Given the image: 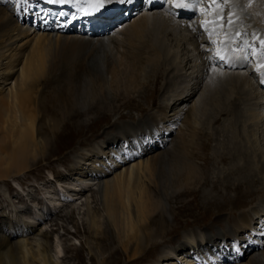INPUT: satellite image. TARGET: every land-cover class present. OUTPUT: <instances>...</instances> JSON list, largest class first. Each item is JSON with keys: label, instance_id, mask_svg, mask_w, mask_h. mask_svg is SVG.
I'll use <instances>...</instances> for the list:
<instances>
[{"label": "bare ground", "instance_id": "1", "mask_svg": "<svg viewBox=\"0 0 264 264\" xmlns=\"http://www.w3.org/2000/svg\"><path fill=\"white\" fill-rule=\"evenodd\" d=\"M187 3L188 0H186V5ZM258 3L262 5L264 0H261V2L258 0ZM26 7L18 8V13H15L16 18L13 20L10 14H8L9 12L7 13V7H3L0 4V27L3 28L0 30V98L4 102L6 109L5 112H2L4 115V126L2 130L6 133L9 141L7 143V151L3 156L4 161L0 163V170H5L0 174V181L10 179L14 176H21L29 171L31 167L37 165L38 161H41L40 158H43L42 161H45L54 153L53 145H48L47 140L39 137L34 129V118L37 113L38 102H36L37 98L32 96V84L41 76L49 78L52 75L51 72H55L56 69L59 71L61 69L70 70L73 64L78 67V72L72 76L71 84L67 90L69 109L72 115L81 118L78 121L79 125H86L91 115L105 116L111 112H117V109L121 107L128 109L131 103L133 108L135 107L136 98L140 99L149 94L147 93L148 85H153V82L157 83L161 79V76L165 72L163 71L164 67L166 66L167 70L174 62H180V58L183 57L171 53L168 46L169 41L172 42L180 35H182L183 39L187 38V40L191 36L192 38L194 36L197 38L194 43L198 44L196 30H190L195 22H193L192 15L197 10L191 6L175 8L171 0H133L131 4L125 5L114 3L108 6L109 8L106 7L100 13L92 16H75L76 11L66 4L51 3L47 9L34 8L33 10L31 8L33 14ZM52 8L56 9L59 13L57 14L56 11L54 14L50 12L49 9ZM239 8L237 7V9ZM72 11L74 12L72 13ZM260 13L258 12V14ZM127 16H134L130 21L131 23L126 24ZM246 17L250 16L246 15ZM200 22L202 23V21ZM76 23L80 24L77 29H75ZM116 26H118V29L112 31V27L114 28ZM143 35L150 36L155 46L149 47L150 45L146 44L149 45L147 49L141 51L138 47L139 42H141L140 40L143 39ZM204 37H202V40H205ZM113 39L120 42V52L111 45ZM74 49L77 51H74ZM145 54L148 56L144 58ZM190 56L193 57L191 54ZM143 61L146 62L144 63ZM239 63L241 62L239 61ZM145 65L148 68L147 70L144 68ZM216 67L218 69L217 65ZM250 68L252 69V66ZM250 68L247 69L249 70ZM207 69H204L206 70L204 77L198 83L199 88H195L196 90L194 89L195 91H193L194 97L197 95L201 83L205 80L201 92L197 95L198 100L195 99L193 103L191 102V105L188 104L190 105H187L188 108L177 107L173 110L172 116L174 119L179 118L184 112H189V121L187 123L185 122V128L181 130L183 135V145L181 148H179L176 141H170L168 144L169 139H164L167 136L165 134L170 132L167 129L163 130L161 136L158 137V135H155L152 137L151 148L154 150H156L155 148H159V151L152 155L149 154L150 156L147 157H142L138 152L125 153L127 156L120 158L119 153L115 152L116 150L105 151L106 148L102 145L104 143L100 142L101 148L93 149L92 155L88 152V158L83 163L86 166L84 170L81 168V162L77 161V157L83 155L84 149L78 148L74 151L73 157L66 160L68 164H73L74 162L77 164L71 170L74 173L71 172V174H68L67 172L66 174L68 175L53 176L55 185H58L61 190L58 191L54 187L55 191L51 192L52 187L50 185L53 184L52 180H46L47 182L42 184V193L45 199L42 198L39 200L35 208L26 204L28 206L26 210L27 215H25L26 213L22 215L21 213L23 212L18 211L17 207L15 208L11 204V213L14 214L17 223L10 220L9 216H6L3 211L0 213V264H58L56 260L57 256L53 257L50 253L52 251L51 248L57 246L58 243L56 242L57 245L54 246L51 244L52 242H48L50 234L54 229H50L49 231L38 225L53 215L54 207H62V203H68L66 204L67 209L65 210L63 208L65 214L57 216L55 220H62L69 213V219L74 225L75 220L73 214L77 207L73 205L74 202L72 203L71 200L76 198L80 199V196H83V199H85L83 204L87 205L88 224L85 233L91 240V244L88 245L86 250L88 255L91 256L93 264H140V262L145 260L147 255H150V253L155 254L156 248L161 243V240L158 239L162 238V231L153 229L150 219L152 216L149 217L148 212L154 207L158 210L162 199L164 200L166 197L165 189L167 188H171L175 196L176 194L184 197L195 195L200 199L203 210L209 212L210 216L219 214V208H226L231 200H233V204H231L233 206L230 212L238 211L245 204L259 203L260 205L262 198H264V186L260 189L258 188L264 182V150L256 142V149H252L256 151L255 153L257 155L255 154L256 156H253L252 153L251 156L253 157H250L248 152H243L246 149L245 147L242 151L236 144L234 146H231V144L236 135L234 132L236 131L238 133L235 123L242 118L241 112H239V109L242 108L239 107L244 95H249L250 98L252 95L253 97L257 96L254 100L261 101L260 106L262 105L263 109L260 111L256 108L257 110L255 109L250 112L249 120L252 123L248 121L250 122L249 126L251 125V128L252 124H256L253 127H257V131L261 127L264 130V95L262 94V89L260 92L252 83V79H249L245 73L236 71L228 72L230 69L228 71H213L208 66ZM187 75L185 76L187 77ZM108 76H111L109 84L111 86H108ZM189 86L190 84H187L184 86L185 90L183 91L182 89L184 95L190 90L191 86ZM227 86L230 89L227 90ZM131 94L133 96L136 95V98ZM256 100L253 103L254 105L258 102ZM2 104L0 103L1 107ZM205 107L210 112L207 115L209 120H207L208 122L206 121V124L202 120V117L206 116ZM137 108L139 109L140 107L138 106ZM221 118L223 120L219 124L218 122H220L219 120ZM200 120H202L201 124H205L207 127L218 123V125H222L225 129L227 128V130H224L222 127L223 131L229 134V136L224 135V137L222 134L225 133L222 131L221 136L225 139L223 141V138L221 139L222 142L219 145L221 149H213V156H209L204 151L209 149V144L213 140V136L218 133L217 128L214 130L215 127H213L209 133L203 128H199L201 125L199 124ZM241 122L243 123L244 121L241 120ZM245 123L244 126H246ZM246 124L248 125V123ZM246 128L244 132L247 136L250 132L247 133ZM65 133L66 131L62 130L59 136ZM104 134L111 138L113 144H119L121 140L125 141V136L122 131L104 132ZM241 136L244 135L242 134ZM29 138L33 139V153L31 158L27 160L28 162L21 163L23 162L20 161L23 157V154H21L23 147H20L21 142L26 143L30 140ZM55 143L57 144V141H54ZM26 145L28 147V143ZM198 147H201L203 151L198 153L196 150ZM243 154L245 155V159L241 162L237 158ZM172 156L174 158H171ZM212 158H214L212 161L213 164H210L213 167L215 166L214 164H218L221 161H230H228L229 164L225 169L226 171H224V177H222L223 175L221 176L225 182L221 181L223 183H220L219 186L215 184L212 188L213 190L209 191V193L202 194L200 185L208 182L212 173H209L210 170L208 168L196 164V160L200 159L204 163L209 164ZM55 159L54 161H56ZM2 165H6L8 168H4ZM11 165H14L13 167L18 168V170L11 171L12 167L9 168ZM50 176L52 175L50 174ZM67 180L70 183L65 184ZM69 180L75 181L76 183H72ZM14 183L16 184L15 181ZM93 184L95 186L97 185L96 190L100 198L102 212L104 213L103 220L105 228H102L101 223L98 221L96 212H93L88 206L89 202H87V199L89 198L85 192ZM218 187H221V190ZM230 192H234V194L231 195ZM113 195L117 196L119 201L118 227H114L111 222L113 220H111L110 201ZM26 196H30V194L27 193L25 194ZM248 198L250 199L247 200ZM31 202L33 203V201ZM46 202L53 205V207H49ZM39 205L41 207H38ZM256 212L257 216L255 212L253 216L250 213L243 214L244 216L240 220V224H233L234 226L237 225L235 228L237 230L236 233L243 231L246 227L252 229V226L255 224L263 226L264 229V219L262 220L263 217L261 216H264V214L258 211ZM160 213L167 223L165 205L160 208ZM18 218H21L23 221L22 226L19 225ZM144 224L148 226L144 227ZM229 228L230 226L225 229L224 236L231 239V244L234 243V240L238 241V246H233L234 244L231 245L225 242L223 245L224 249H221L220 246L215 247L217 250L212 255L206 252L207 248H205L204 243L206 242L207 246L211 242H214L213 239H221L220 235H202L197 238L195 236L183 237L176 251L169 252L175 247H170L168 252L162 250L157 255L158 259L153 264H220L221 262L219 263L218 260L223 255L225 262L221 264H264V252L259 250V244L258 246L252 247L253 245L250 244L252 240L243 242L244 237L242 236H237L235 239L236 236L232 234ZM64 230L67 231L66 228ZM75 232L78 234L79 230L77 229ZM28 233L33 235L36 249L31 245L29 239H27L26 235ZM259 235H264V232L260 231ZM79 248L67 247V249L72 250L74 253L76 264H83L82 252ZM58 249L56 250L57 254L59 253ZM95 249H97L100 255L104 254L105 257L98 261L97 255L94 252ZM234 253L235 255L233 257H228ZM59 255L61 256V253ZM63 257L67 256L63 255ZM240 261L242 262L239 263Z\"/></svg>", "mask_w": 264, "mask_h": 264}, {"label": "rangeland", "instance_id": "2", "mask_svg": "<svg viewBox=\"0 0 264 264\" xmlns=\"http://www.w3.org/2000/svg\"><path fill=\"white\" fill-rule=\"evenodd\" d=\"M0 1L4 2V3L1 2L0 4L3 7L4 6L7 7L6 8L8 10L7 13L9 12L8 14H10V16L13 20H14V18H16L15 13H18L17 9L20 7L23 8L24 6L25 7L27 6L26 9L29 10L31 14H33L32 9L33 10H34V8L47 9L50 7V4H51V3H48L47 0H45V1L44 0H27L26 3L24 2V0H19V2H18V0H0ZM259 1L261 2V0H259ZM36 2H40L41 7L40 6L38 7L39 3L36 4ZM235 3H236V5H235ZM209 4H210V0H206L203 7H205V5H209ZM241 4H242V6H241ZM260 4L261 3H258V0H256V1L251 0V6H248L249 0H233L232 4H229V5L225 6V8H224L225 13H227L230 10H234L239 16V19L237 20V28L241 33L246 34V35L241 37L240 41H242V42L238 41V44H240L238 46L245 50L244 52H240L239 55L241 57H243V54L244 55L247 54L248 55L247 59H244V58H242V60H241V58L232 59L229 61V63H224V62L220 61L219 59L213 58L212 45L209 44L208 37L205 36L204 32L201 31V27H200L201 22L200 21L205 19L206 15H211L213 12H215L214 11L215 7L209 8L206 15H202L200 11H195L192 15L193 22L194 21L195 22L193 24V27L190 28V30L191 31L196 30L195 33L198 37V41H197L198 44L194 43V41L197 40L196 37L193 36V38H192V36H191V38H189V40H187V38L183 39L182 35L176 37V39L173 40L172 42L171 41L168 42V46L170 48L171 53L177 54L178 56L180 55V57L181 56H183V57L180 58V60H179L180 62H174L173 65H171V67H168V69H167L168 71L166 70L167 67L164 65L165 67L163 66L164 67L163 71H165V72L163 73V76H161V79L158 80L157 83L153 82V85L152 84L148 85L147 93L150 94V91H151V94L153 96L151 94L150 95L147 94L146 97L143 96L140 99H138V98H136V95L133 96V94H131L134 98H136L135 99L136 100L135 101V107L132 108V103H131L130 107L128 109H123L121 107L120 109H117V112H114V113L111 112L105 116L91 115V117L88 119L89 122L86 125L85 124L79 125L78 121H80L81 118L77 117V116L75 117L74 115H72L70 112V109H69L70 105H69L68 93H67L68 91L67 90L71 84L72 76H74V74H76L78 72V67L75 64H73L72 68L70 70L61 69L59 71L56 69L55 72L54 71L51 72L52 75L49 78H47L46 76H41L36 82H34L32 84V96L37 98L36 102H38L37 113H36L35 118H34V123H35L34 129L38 133L39 137L43 138V140H47L48 145H50V144L53 145L54 153L52 155H50V157L45 161H42L43 158H40L41 161H38L37 165L31 167V169L29 171L25 172L21 176H18V177L14 176L10 179H5V180L0 181V213H2V211H3V213L6 216H9L10 220L17 223L16 222L17 219H15L14 214L11 213V204H13L15 208L17 207L18 211L23 212V213H21L23 215L27 212L26 210H27L28 206H26V204H29V206H32L35 208V206L37 205V202L39 200H41L42 198L45 199V196L42 193V191H43L42 190L43 189L42 184H44L48 180H52V183L54 184V185L53 184L50 185V187H52L51 192L55 191L54 187H56V189L58 191L61 190L60 187H58V185H55V180L53 179V176L57 177V175L58 176L62 175V174L68 175V174H71V172L74 173V171H71V170H72V168L76 167L77 164L75 162L73 164H68L66 160H68L69 158H72L74 151H76L78 148L84 149L83 155H80L77 157V161L81 162V168L83 170L86 169V166L83 165V163L88 158L87 155L89 153H90V155H92L93 149L96 150L97 148L98 149L101 148L102 146H101L100 142H103L105 144V145L102 144L103 146H105L104 148H106L105 151H115L116 150L115 152L119 153L120 158H125L127 156L125 153H138V152L140 155H142V157H147V156H150V155L159 151L158 150L159 148H155L156 150L151 148L152 137H154L155 135L156 136L158 135V137L161 136L162 135L161 133H163V130L167 129L170 132L167 131L169 133L165 134L167 136H165L164 139H169L168 144L170 141L171 142L176 141L179 145V148H181L183 145V141H182L183 135L181 133V130H183L185 128L184 126L189 121V112H184V113H182V115L179 118L174 119V117L172 116L173 110L176 109L177 107L188 108L187 105L188 104L191 105L193 103V101L195 99H197V95L201 92V90H202L201 88H203L205 80H203V82L201 83L200 89L198 90L197 95L194 97H193V95H194L193 91L196 90L195 88H197V89L199 88L198 83L202 81L204 74L206 72V70H204V69H207V66L210 69L215 68L216 71H228L230 69L228 72H235L236 71V72L245 73V75H247V77H249V79H252V83L254 84V86L257 87V89L259 91L262 89L261 91H262V94L264 95V67L259 66L261 63H264V60H262L259 55L256 56V59L251 56V48L252 47L256 48L257 53H259V51H260L259 45L254 38H257L258 35H260L261 37H264V20H263V18H264V6H263L264 3L262 5H260ZM66 5H68L70 8H72V6L77 8V6L73 3H71V4L67 3ZM206 7H208V6H206ZM237 7L238 8L240 7V8L237 9ZM254 7H255V9H254ZM37 9H36V11H37ZM74 10L77 11V9H74ZM258 12L259 13L261 12V13L258 14ZM246 15L250 16V17H246ZM134 16H132V17L127 16L128 18L125 21L126 24L131 23L130 21L134 18ZM259 16L261 19L259 18ZM202 17H204V18L202 19ZM243 17L244 18L246 17L245 18L246 20ZM252 18H255V19H252ZM122 21H123V19H122ZM190 23H192V22H190ZM75 26L76 27L80 26V24H75ZM117 27L118 26H116L114 28L112 27V31L117 30L118 29ZM196 28H198V29H196ZM2 29L3 28L0 27V30H2ZM201 34H202V37L205 36L204 37L205 40H202ZM203 34H204V36H203ZM252 35H253V37H252ZM251 37H252V39H251ZM246 39H249V40H246ZM140 41L141 42H139L138 48L141 51H143L144 49H147V46H149V45H150L149 47L155 46L154 42H152V39L150 36L143 35V39H141ZM247 41H248V43H247ZM146 44H149V45H146ZM111 45L113 47H115V49L118 52L121 51V49L119 47V46H121L120 42H117L113 39V41L111 42ZM141 46H143V47H141ZM144 46H145V48H144ZM204 50H205V52H204ZM74 51H77V50L74 49ZM199 51L202 53H200ZM142 54H144V53H142ZM148 54H149V52H148ZM151 54H154V53H151ZM190 54L193 55V57L190 56ZM146 56H148V55L145 54L144 58ZM186 57H188V58H186ZM206 57H208V58H206ZM217 60H219L220 62ZM239 61L241 63H239ZM199 63H201V64H199ZM215 64L218 66V69H217ZM231 64L232 65L234 64V65L232 66ZM242 64H243V66H242ZM221 65H223V66H221ZM182 66H184V67H182ZM190 66H191V68H190ZM245 66H246V68H245ZM251 66H252V69L250 68ZM256 67H258L257 68L258 70L256 69ZM144 68H145V70L148 69L146 67V65L144 66ZM225 68H226V70H224ZM247 68H250L251 71H250V69L248 70ZM176 69L179 72H177ZM200 69H202L203 71ZM254 69H255V71H254ZM207 70L209 71V69H207ZM245 70H246V72H245ZM190 71H191V73H190ZM185 75H187V77ZM191 76H192V78H191ZM166 77H168V79H166ZM184 78H186L185 79L186 81L184 80ZM197 79H198V81H197ZM110 80H111V76H108V81H109L108 86H111V85H109ZM160 81H161V83H160ZM175 81H177V82H175ZM182 82H184L185 85L190 84V86H191V87L189 86L190 90L185 95L182 92V89H183V91L185 90L184 89L185 85L183 86L184 83H182ZM191 83H193V84H191ZM259 85H260V87H259ZM228 89H230L229 86H227V90ZM244 97H246V98H244ZM256 97L255 96L253 97V95L251 96L252 99L249 97V95H244L242 97L243 99H242V101H240V107H239V108H242V109H239V112H241L242 118L240 119V121H237L235 123V126H236L238 133H236V131L234 132L236 134L234 137L235 142L233 140V143L231 144V146H234V144H236L237 147H239L242 151L246 148L243 152H245V151L248 152V155L250 157L257 155V153H255L256 151L253 150L254 148L256 149L257 145L260 148L262 147V150H264V130H263V127L258 129V131H257V129H256L257 127H253L256 124H254V125L252 124V128H251V125L249 126V124L251 122L249 120L250 112L254 111L256 108L260 111L263 109L262 105L260 106L261 101L259 102V100L255 99L258 102H256L257 104L255 103L256 106L253 104L255 102L254 98H256ZM179 99H181V100H179ZM0 103H3L2 107L0 105V107H1L0 108L1 109L0 110L1 111V113H0V163H1L4 161L3 156L5 155V153L7 151V143H9V141H8L6 133L4 132V130H2L3 126H4L3 125L4 115L2 112L3 111L5 112L6 109H5L4 102L2 101L1 98H0ZM243 103H245V104H243ZM157 104L159 105V107H157L158 106ZM190 105H188V106H190ZM136 106L137 107L139 106L140 108L138 109ZM118 107H120V106H118ZM207 109L208 108L205 107V115L206 116L202 117V120L205 122V124L208 122L207 120H209V117H207V115L210 114L209 109L208 110ZM170 114H171V116H170ZM233 115H235V114H233ZM121 116H123L122 119H120ZM173 119L175 122L173 121ZM202 120L199 121V124H201ZM222 120H223V118H221L219 120L220 122H218V123L219 124L222 123ZM241 120H243L244 122L242 123ZM245 122L248 123V125ZM218 123H215V124H213V126L210 125L208 127L205 124H201L199 126V128H203L204 130H206L209 133L213 127H215L214 130L217 128L218 133L215 136H213V140L209 144V149L204 151V153L208 154L209 156L210 155L213 156V149H217V148L221 149V147L219 145L225 139L224 138L225 136H227V135L229 136V134H226L223 131V129L227 130V128L225 129L222 125H218ZM244 123L246 126H244ZM222 127H223V129H222ZM240 127H241V130H240ZM242 127H244V128H242ZM245 127H247L246 132L247 131H248L247 133L250 132L249 134H247V136L245 135L246 133L244 132ZM115 128H116V130H115ZM234 129H235V127H234ZM234 129H233V131H234ZM255 129H256V131H255ZM62 130L66 131L65 134H62V135H64L63 137H61L62 135L59 136V134L62 132ZM111 131H113V132H116V131L121 132L122 131L124 133V136H125V141L121 140L119 142V144H113L111 142V138L104 134V132L109 133ZM222 131L225 134H222ZM134 132H136V133H134ZM213 134H215V133H213ZM221 134L223 136L224 135L225 136L223 137V136H221ZM242 134L244 136H241ZM218 137L219 138L221 137V138L219 139ZM236 137H240V138H236ZM31 139L29 140L30 142L29 141L26 143L21 142L22 144L20 147H23L22 152H21V154H23V157L20 160L23 162H21V163L28 162L27 160H29L31 158V155L33 153V143H32L33 139H32V141H31ZM216 139H218V140H216ZM221 139H222V141H221ZM242 140H244V141H242ZM256 140H258V141H256ZM54 141H57V144L56 143L54 144ZM256 142H257V145L255 144ZM260 142L262 145L261 144L259 145ZM27 143H28V147L26 145ZM240 143H242V144H240ZM250 144H251V146H250ZM122 149H124V151H122ZM196 150L198 153L203 151L201 147H198ZM252 153H253V156H251ZM171 158H174V157L172 156ZM54 159L56 161H54ZM237 159H239L241 162H243V160L245 159V155L243 154L241 156H238ZM125 160H127V159H125ZM171 160H174V159H171ZM213 160H214V158H212V160L209 162V164L204 163L200 159L196 160V164L201 165L204 168L205 167L208 168L210 170L209 173L210 174L212 173L209 181L205 182L203 185H200V191H202L201 192L202 194L203 193L204 194L209 193V191L213 190L212 188H213V186H215V184H217L219 186L220 183L225 182V180H222L221 176L223 175L222 177H224V171H226L225 169L228 166L230 161L226 160V161H221L218 164H214L215 165L214 166L215 168H214L212 166ZM61 162H64V163H61ZM210 163H212V164H210ZM16 164H18V162H16ZM220 165H222V166H220ZM2 166L4 168H8L6 165L5 166L2 165ZM13 166L14 165L9 166V168L12 167V170L11 169H9V170H11V171L18 170V168H15ZM254 169L256 170L255 167H254ZM4 171L1 169L0 174L3 173ZM6 171H7V169H6ZM67 172H68V174H66ZM50 174L52 176H50ZM109 177H112V176H109ZM3 181H6V182H3ZM14 181L16 182L17 185L14 183ZM69 181H71V180H69ZM221 181H223V182H221ZM71 182L76 183L75 181H71ZM67 183H70V182H68V180H67V181H65V184H67ZM263 184H264V182L261 183L258 188L260 189L261 187H263L264 186ZM62 185H64V184H62ZM68 185H70V184H68ZM96 186L93 184L90 186V188H88L86 190L85 193H86L87 197L90 199V200L87 199V202H89V204L88 203L87 204L93 212H96V214H97L96 216H97L98 221L101 223L102 228H105V223L103 220L104 213L102 212V209H101L100 198H99V195L97 193V190H96L97 187ZM146 189L148 190V188H146ZM146 189H145V191H147ZM207 189H208V191H207ZM218 189L221 190V187H218ZM230 190L232 191V189H230ZM170 192H172L171 188L165 189L166 197L164 198V200L162 199L161 205H159L158 210H157V208L154 207L156 209V211L154 208H151V211L148 212V216L149 217L152 216L150 219H151V225H152L153 229H155L157 231H162V238L158 239V240H161V243L156 248L155 254L150 253V255L146 256V258L143 262H140V264H142V263L143 264L155 263L156 260L158 259L157 255L160 254L162 250H166L168 252L170 247H175V248H173L174 250L172 249L169 252L176 251L177 247L180 246L179 242H181V240H183L182 238L183 237H189V236H191V237L195 236V238H197V237L202 236V235H205V236H207V235L213 236L216 234L220 235L221 239H219V240L213 239L214 242H211V244H208L207 246H206V242L204 243L205 248H207L206 252L208 254L213 255L217 250V248H215V247L220 246L221 249H224L223 245L225 244V242L231 244V239L228 238L227 236H224V233L226 231L225 229L228 228L229 226H230L229 230L232 232V234L234 236H236L235 239L237 238V236H242V237H244L243 242L252 240V242L250 243L251 245H253L252 247L258 246V244H259V248H260L259 250L264 252V235H259L260 231L264 232L263 226L255 224L254 226H252V229L250 227H248V228L246 227L243 229V231H240L238 233H236L237 230L235 229L237 227V225L240 224V220L243 219V216L245 215V213H247V214L250 213L251 216L254 215V212L257 216L256 211L264 214V198H262L260 205H259V203H256V204L251 203L250 205L245 204L240 209H238V211H236L237 213L236 212H230L231 208L233 206V205H231V204H233V200H231V201H229L230 203H228V206L226 208H219L218 211H220V213L217 214L218 216L217 215L216 216H210L209 212H206L205 210H203V206L200 202V199L198 197H196L195 195L194 196L189 195V196L184 197V196H180V195L176 194V196H175L174 192H172V193H170ZM27 193H29L30 196H26V197H28L26 199L25 194H27ZM230 194L233 195L234 192H230ZM260 194H263V193H260ZM4 195H5V197H4ZM79 198L80 199L76 198V199L71 200L72 203L73 202L75 203V204L73 203V205H75L77 207L74 211V214H73L74 220H75L74 225L71 222V220L69 219V213H68L67 217H63L62 220H55L57 216H60L61 214H65V210L67 209L66 204H68V203H62V207H60V208L58 206L54 207L55 210L53 209V215L51 217H49L46 221H43L41 224L38 225L41 228L49 230V231H50V229H54L53 232L50 234V238L48 239V242L49 243L52 242L51 244L54 246L57 245V243L59 245V246L57 245L55 247H52L51 248L52 251H50V253L53 257L57 256L56 260L58 261V264H76L77 263L76 260L74 259V253L72 252V250L67 249L68 246L77 247V248L80 247L79 249L82 252L81 254L83 257V264H93V260L91 261V256L88 255V252L86 250L88 245L91 244L90 243L91 240L88 238V235L85 233L86 226L88 224V214H87V210H86L87 205L83 204L84 200H85V199H83V196H80ZM232 198L234 199V197H232ZM249 199L250 198H248L247 200H249ZM31 201H33V203ZM46 203H48V202H46ZM162 203L165 205V211H166L167 221H168L167 223L165 222V220L163 219V217L161 216V213H160V208H162V206L164 207V205ZM40 205L38 207H41ZM48 205H49V207L51 206V208L53 207V205H51L49 203H48ZM253 208H256V209L253 210ZM118 209H119L118 198H117V196L113 195L111 198V201H110V212H111V220H113L111 222H112V225L114 227L119 226ZM28 212L30 213V211H28ZM25 215H27V213ZM261 216L263 217L262 218V220H263L264 216L263 215H261ZM18 219H19L18 220L19 225L22 226L23 221L21 220V218H18ZM234 223H237V225L234 226L233 225ZM75 224H76V226H75ZM147 226L148 225L144 224V227H147ZM63 228L64 229L66 228L67 231H65ZM77 229L79 230L78 234H76V232H75ZM26 237L31 242V245L33 247H35V249H36V244L33 240V238H34L33 235L31 233H28L26 235ZM163 237H164V239H163ZM237 243H238V241L234 240V243H233L234 245L233 244H231V245L238 246ZM243 244H245V243H243ZM57 249L59 250V253H61V256L59 255V253L57 254V251H56ZM94 252L97 255L98 261L105 257L104 254L100 255L97 252V249H95ZM63 255H66L67 257H63ZM234 255H235V253L232 255H229L228 257H233ZM208 256H206V257H208ZM218 256L220 257V255H218ZM208 259H209V257H208ZM241 260H244V259H241ZM192 261H194V260L192 259ZM218 261H219V263L220 262L224 263L225 262L224 255ZM195 262H197V261L195 260ZM241 262L242 261H240L239 263H241ZM135 264H139V263H135ZM196 264H198V263H196Z\"/></svg>", "mask_w": 264, "mask_h": 264}, {"label": "snow or ice", "instance_id": "3", "mask_svg": "<svg viewBox=\"0 0 264 264\" xmlns=\"http://www.w3.org/2000/svg\"><path fill=\"white\" fill-rule=\"evenodd\" d=\"M24 2L26 3L27 0H24ZM47 2L60 5L73 3L77 6L75 16H92L100 13L113 3L125 5L131 4L133 0H47ZM171 3L175 8L194 7L202 15H206L209 8L215 7V12L211 15H206V18L202 20L200 25L201 30L208 37L209 44L212 45L213 58L219 59L224 63H229L232 59L248 58L247 54L243 57L239 55L244 49L238 46V41L246 34L241 33L237 28L238 14L234 10H230L227 13L224 11L225 6L233 3V0H210L208 7H203L205 0H188L187 5L186 0H171ZM248 6H251V0H249ZM254 39L258 43L260 51L257 53L256 48L252 47L251 56L255 58L259 55L264 60V37ZM259 66L264 67V63H261ZM212 70L215 71V68Z\"/></svg>", "mask_w": 264, "mask_h": 264}]
</instances>
